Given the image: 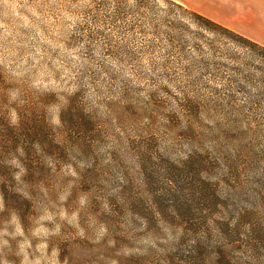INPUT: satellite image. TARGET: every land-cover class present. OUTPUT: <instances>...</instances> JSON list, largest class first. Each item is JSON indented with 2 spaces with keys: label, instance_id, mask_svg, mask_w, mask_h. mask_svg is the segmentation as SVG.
<instances>
[{
  "label": "rangeland",
  "instance_id": "374dc122",
  "mask_svg": "<svg viewBox=\"0 0 264 264\" xmlns=\"http://www.w3.org/2000/svg\"><path fill=\"white\" fill-rule=\"evenodd\" d=\"M134 2L0 0V264H264V153L178 115L157 81L188 61Z\"/></svg>",
  "mask_w": 264,
  "mask_h": 264
},
{
  "label": "trees",
  "instance_id": "16d2710c",
  "mask_svg": "<svg viewBox=\"0 0 264 264\" xmlns=\"http://www.w3.org/2000/svg\"><path fill=\"white\" fill-rule=\"evenodd\" d=\"M121 3L125 7V3ZM130 10L139 14L140 22L154 30L156 38L162 37L175 51L177 61H188L182 74L166 71L172 70L173 64L167 58L161 65L165 72L160 78L147 75L152 85L158 78L160 90L178 91L172 101L178 115L190 123L202 116L212 122H225L237 137L256 142L252 146L264 153V46L173 0H135ZM184 20L201 32L192 31ZM230 45L243 52L235 51ZM254 91L262 98H254ZM79 94L61 116L63 132L72 137L93 131L89 126L96 123L95 116L76 111L81 103ZM31 127L35 128L33 124ZM52 131L43 123L47 153L57 156L60 147L53 144Z\"/></svg>",
  "mask_w": 264,
  "mask_h": 264
},
{
  "label": "crops",
  "instance_id": "0c3cea01",
  "mask_svg": "<svg viewBox=\"0 0 264 264\" xmlns=\"http://www.w3.org/2000/svg\"><path fill=\"white\" fill-rule=\"evenodd\" d=\"M264 46V0H174Z\"/></svg>",
  "mask_w": 264,
  "mask_h": 264
}]
</instances>
